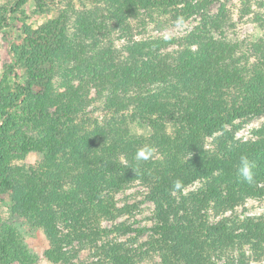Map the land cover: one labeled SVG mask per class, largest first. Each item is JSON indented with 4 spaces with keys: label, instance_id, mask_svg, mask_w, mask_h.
<instances>
[{
    "label": "trees",
    "instance_id": "trees-1",
    "mask_svg": "<svg viewBox=\"0 0 264 264\" xmlns=\"http://www.w3.org/2000/svg\"><path fill=\"white\" fill-rule=\"evenodd\" d=\"M220 1L88 0L89 11L68 5L40 29H25L13 52L26 81L15 94L0 91V186L13 189L20 212L54 229L56 247L44 251L46 260L88 250L90 264H247L235 249L264 247V217H223L264 196V132L241 142L226 129L264 113V20L254 14L258 39L230 40L225 4L210 11ZM240 4L243 16L263 0ZM193 17L196 24L181 36L134 40L140 26L164 30ZM92 90L111 112L105 123L86 113L96 100ZM132 119L144 135L130 131ZM218 133L206 150L205 139ZM145 146L152 156L137 160ZM29 153L40 156L37 166L8 163ZM242 154L255 165L251 182L237 174ZM198 180V189L183 193ZM135 182L154 204L149 226L116 223L136 209L115 199ZM7 230L0 258L17 261Z\"/></svg>",
    "mask_w": 264,
    "mask_h": 264
},
{
    "label": "rangeland",
    "instance_id": "rangeland-1",
    "mask_svg": "<svg viewBox=\"0 0 264 264\" xmlns=\"http://www.w3.org/2000/svg\"><path fill=\"white\" fill-rule=\"evenodd\" d=\"M17 0H0V91L16 93V87L22 86L26 81V69L17 60L14 51L24 39V31L29 28L33 31L40 29L58 17V14L66 9L68 5L79 11H89L90 5L88 0H25V2L14 12L11 9ZM100 1V0H96ZM178 5H181L184 0H175ZM223 3L229 12L233 28L227 32V37L234 41H254L258 39L262 32L254 23V14L257 13L264 20V0L262 8L251 7L253 14L241 16L240 0H221L219 3L211 6L210 11L215 13L220 4ZM197 17H193L182 24L169 26L164 30H157L154 24H148L145 28L141 26L134 29V40L147 39L148 37H178L190 30L196 24ZM121 45V41L115 42ZM91 98L94 100L90 107L86 110L88 117L94 122L105 123L111 117V112L105 111L103 108L104 99L97 96V92L91 91ZM21 108V104H19ZM17 108V109H19ZM15 109V108H14ZM16 111V110H15ZM127 113H124L126 117ZM129 129L133 134L144 135L146 133L139 119L129 121ZM234 134L235 141H249L257 138L258 131L264 132V113L258 117L248 121H237L233 126L226 127ZM20 131L14 134V137L20 139ZM220 134L205 139L204 148L208 151L213 149L216 140ZM5 134H1L0 139L5 138ZM41 161L40 156L29 153L23 156H14L9 160L12 167H26L28 165L37 166ZM26 179H23L25 181ZM203 180L193 182L192 185L183 189V193L198 189ZM146 190L140 183L135 182L127 187L123 192L118 193L115 199L118 206L125 204L135 205L136 209L130 216H123L116 220V223L127 222L133 227L149 226L150 216L154 210V204L144 199ZM13 189L0 186V243L3 240L2 235L8 233L7 229L13 231L15 235V246L9 248V252L18 257L17 261L10 260L7 257L0 258V264H90L94 261L88 250L77 251L76 244L73 248L77 251L74 258L67 259L63 257L59 262H50L44 258V251L56 247L54 239V229L49 226L42 225L38 221L32 219L29 215L20 212L13 202ZM234 215L237 219L264 217V196L260 198L245 199L240 205L233 208L223 215V217H231ZM209 217L213 218L210 212ZM216 218V220L220 219ZM105 227H109L110 223H103ZM126 237H121L124 241ZM143 238L140 239L142 241ZM75 250H73L75 252ZM240 254L248 257L247 264H264V247L256 248L252 245L244 244L239 250L235 249V255ZM238 257H236L237 259ZM246 259V258H245ZM225 264L224 261L216 264ZM140 264H160L158 259L153 261H145Z\"/></svg>",
    "mask_w": 264,
    "mask_h": 264
},
{
    "label": "clouds",
    "instance_id": "clouds-1",
    "mask_svg": "<svg viewBox=\"0 0 264 264\" xmlns=\"http://www.w3.org/2000/svg\"><path fill=\"white\" fill-rule=\"evenodd\" d=\"M154 149L150 146H145L141 150H139L136 154L137 160H148L152 154ZM254 162L251 161L247 155L242 154L239 158V164L237 167V174L241 181L243 182H251L253 180V169ZM174 187L179 189L181 187V181L177 180L174 183Z\"/></svg>",
    "mask_w": 264,
    "mask_h": 264
}]
</instances>
